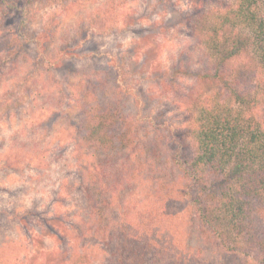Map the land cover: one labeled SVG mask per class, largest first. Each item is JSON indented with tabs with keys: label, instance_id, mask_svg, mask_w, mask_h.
Listing matches in <instances>:
<instances>
[{
	"label": "trees",
	"instance_id": "16d2710c",
	"mask_svg": "<svg viewBox=\"0 0 264 264\" xmlns=\"http://www.w3.org/2000/svg\"><path fill=\"white\" fill-rule=\"evenodd\" d=\"M3 15L0 64L27 37L19 29L5 36ZM186 19L210 66L197 74L200 91L179 128L161 129L153 119L137 126L120 104L119 78L75 89L76 181L64 177L56 198L78 201L81 215L69 225L68 249L58 259L44 254L40 264H264V117L253 113L264 104V0H232ZM45 84L57 87L60 107L57 80ZM192 219L213 260L187 245ZM45 225L59 231L47 218Z\"/></svg>",
	"mask_w": 264,
	"mask_h": 264
},
{
	"label": "rangeland",
	"instance_id": "374dc122",
	"mask_svg": "<svg viewBox=\"0 0 264 264\" xmlns=\"http://www.w3.org/2000/svg\"><path fill=\"white\" fill-rule=\"evenodd\" d=\"M231 1L0 0L5 36L16 29L27 36L0 64V264H40L44 254L58 259L68 249L64 239L75 232L69 225L81 213L78 201L56 195L64 177L76 181L69 124L82 117L77 86L119 78L120 104L137 126L153 119L161 129L179 128L188 99L200 91L196 76L210 66L184 21ZM50 74L64 92L63 106L53 102L57 87L45 84ZM245 85L253 96V82ZM253 113L264 117V104ZM58 213L61 225L52 219ZM199 232L195 220L187 221V245L213 260Z\"/></svg>",
	"mask_w": 264,
	"mask_h": 264
}]
</instances>
